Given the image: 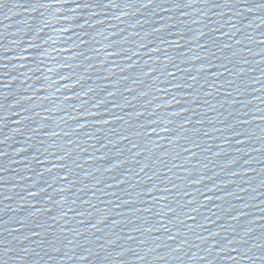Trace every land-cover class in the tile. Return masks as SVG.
Instances as JSON below:
<instances>
[{
  "label": "water",
  "instance_id": "water-1",
  "mask_svg": "<svg viewBox=\"0 0 264 264\" xmlns=\"http://www.w3.org/2000/svg\"><path fill=\"white\" fill-rule=\"evenodd\" d=\"M0 264H264V0H74Z\"/></svg>",
  "mask_w": 264,
  "mask_h": 264
}]
</instances>
